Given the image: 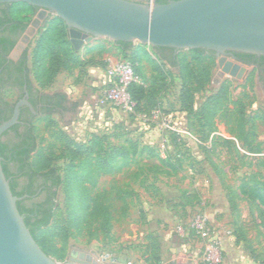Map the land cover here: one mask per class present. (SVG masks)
<instances>
[{
    "label": "rangeland",
    "instance_id": "1",
    "mask_svg": "<svg viewBox=\"0 0 264 264\" xmlns=\"http://www.w3.org/2000/svg\"><path fill=\"white\" fill-rule=\"evenodd\" d=\"M41 30L42 27L33 35L27 48L29 69L32 68L30 52ZM106 45L109 52L98 54L97 59L101 63L107 57L118 60L120 51L109 42ZM245 69L240 76L219 75L221 69L215 61L210 70V82L195 93L189 114L180 110L177 93L181 80L176 75L177 69H172L155 99L160 104L161 115L170 117L174 127L181 131L175 134L160 129L159 121L131 118L119 109L112 110L113 114L107 117L105 110H96L97 92L102 85L95 91L83 80L82 87L75 90L72 86L76 70L46 87L30 73L31 82L42 92H58L70 99L81 93L86 102L82 108L77 106L63 115L49 114L48 119L55 121L54 127L46 126L47 117H36L32 124L38 131V146L53 141L62 146L67 141L84 143L92 134L109 135L113 144L125 139L139 140L170 164H163L159 172L148 170L147 166L158 164V159L143 155L134 158L119 173L100 176L97 190H107L111 196L118 191L129 192L125 198L126 211L123 212L119 208L121 202H117L108 233L90 238L93 228L90 232L84 230L82 236L68 239L63 257L56 260H66L71 250L77 253L84 250L97 256L99 261L108 255L106 262L117 264H150L148 260L154 256H158L162 264H264V97L255 82L254 71L250 67ZM141 74L143 77L137 76L138 83L145 87L157 77L153 65L145 61L141 64ZM222 84L228 86L227 110L217 113L213 132L206 136L204 120L197 112ZM4 98L14 101L15 94L7 90ZM238 100L244 108L245 129L255 135L248 138L249 144L237 137ZM106 117L112 121H106ZM51 131H62L64 135L61 139L53 138ZM213 135L218 138H211ZM41 137L45 138L42 142ZM57 193V204L61 208L60 188ZM196 215L208 218L210 232L205 238L189 228ZM238 228H241L240 233ZM234 234L241 237L236 238ZM209 245L214 250L211 257L206 253Z\"/></svg>",
    "mask_w": 264,
    "mask_h": 264
},
{
    "label": "trees",
    "instance_id": "2",
    "mask_svg": "<svg viewBox=\"0 0 264 264\" xmlns=\"http://www.w3.org/2000/svg\"><path fill=\"white\" fill-rule=\"evenodd\" d=\"M155 2L164 4L168 0H155ZM36 8L24 2L0 3V27L4 23H10L12 30H23ZM109 43L120 51L119 59L127 60L132 64L137 76L143 77L141 74L143 61L152 64L157 74V77H154L146 87L142 83H132L127 87L130 99L134 103L133 112L128 113L131 118H136L137 115L149 116L152 111L160 109L155 97L163 88L161 85L163 81L172 74V69H177L176 75L181 80L177 99L182 112L188 114L192 112L195 93L200 92L210 82V70L215 62L211 52L201 49L176 52L170 47L153 48L123 41H109ZM0 45H4L9 51L13 48L14 42L1 36ZM95 51L101 54L106 50L100 46ZM78 52L70 43L67 26L62 19L52 17L46 21L37 34L30 52L31 69L27 65V52L22 58L27 74V88L32 92L29 102L33 107L42 91L33 85L30 73L42 86L51 85L61 70L82 67L89 61L82 60ZM239 55L247 58L255 56L248 53H239ZM260 58L264 60V56ZM102 65L105 66L104 60ZM62 96L65 97L64 94ZM227 100L228 86L222 84L202 103L197 115H201V119L204 120L203 126L207 128L206 136H210L213 132V122L217 113L227 110L225 107ZM236 104L238 105L235 117L237 137L242 138L245 144H249L251 141L249 142L248 138L255 135L245 129L246 122L241 101H236ZM75 108L76 104H73L70 111ZM52 113L41 115L47 117L45 120L48 127L55 126V121L48 119V115ZM8 119L9 117L4 116L0 108V123ZM17 126L6 129L0 136L2 170L12 194L19 198L16 207L23 216L32 237L46 254L55 259L63 257L68 239L82 236L84 230L90 232V228H93L90 238L97 237L99 233H108L112 228L117 202H121L119 208L123 212L126 211L125 198L129 192L118 191L116 195L111 196L107 190H97V180L100 176L119 173L134 158L143 155L158 159V164L147 166L148 170L159 172L163 164L170 165L166 158H160L152 147L139 140L125 139L120 144H113L109 135L92 134L84 143L67 141L62 146L57 145V141H53L46 146H38V131L32 123L25 126L24 140L13 144L3 140L10 130L17 134ZM167 133L175 134L171 131ZM63 135L62 131H51L50 137L61 139ZM213 137L218 138L217 135L211 136ZM44 140L45 138L41 137V142ZM10 163H17L16 172H13ZM35 180L41 182V190L36 194L32 189ZM59 188L62 194L61 208L57 204ZM41 194L43 198L37 199L36 196ZM237 231L240 233L241 228ZM234 235L236 238L241 237L239 234ZM148 262L162 264L158 256H154Z\"/></svg>",
    "mask_w": 264,
    "mask_h": 264
},
{
    "label": "water",
    "instance_id": "3",
    "mask_svg": "<svg viewBox=\"0 0 264 264\" xmlns=\"http://www.w3.org/2000/svg\"><path fill=\"white\" fill-rule=\"evenodd\" d=\"M24 2L40 8L46 21L58 17L67 26L70 43L78 51L94 39L130 42L177 51L201 49L218 58L219 65L229 51L264 56V0H0ZM37 26V20L33 21ZM43 24V25H44ZM42 25V26H43ZM227 64L231 65L229 61ZM221 68L219 75H234ZM32 111V105L23 101ZM18 106L12 118L0 123V136L17 122ZM18 197L10 190L0 157V264H117L98 260L80 250L78 258L58 261L36 243L19 213Z\"/></svg>",
    "mask_w": 264,
    "mask_h": 264
},
{
    "label": "flooded vegetation",
    "instance_id": "4",
    "mask_svg": "<svg viewBox=\"0 0 264 264\" xmlns=\"http://www.w3.org/2000/svg\"><path fill=\"white\" fill-rule=\"evenodd\" d=\"M41 11L42 10L40 8L35 9L34 13H32L30 17L29 22L26 24V27L23 30H12L10 28V23H4L0 27V37L3 36L6 39L14 42L13 48L9 51L6 50L4 45H0V108L4 116H8L9 119L12 118L16 106H18L19 109L17 122L12 125H18L17 134L10 130L7 135L3 137V140H7V142H10L11 144L24 140L25 126L31 124L36 117L44 115L48 112L63 115L69 112L71 109L67 98L58 92H40L35 106H32L33 111L25 103H23V101L29 102L31 97L30 94L32 92L27 88V74L24 70L22 58L27 52V48L29 47L33 35H35L38 29L42 27L45 22L46 17ZM34 20H37V26L33 24ZM239 53L242 52H227L223 56L225 59L220 65L218 58L214 57L216 66L219 69L225 67L229 70H233V64H238L241 67H244V71H240V69L234 70L235 74L238 76L245 72V67H250L255 73V82L264 97V60L260 58V55L252 54L255 56L247 58L240 56ZM226 61H229L232 64L229 65L226 63ZM211 81L214 82L215 80ZM7 90H11L15 94L14 101H7L4 98V93ZM10 166L12 167L13 172H16L17 163H10ZM40 183L41 182L39 180H35L32 184V189L35 191V194L39 193L41 190ZM36 198L39 200L42 199L43 194L36 196ZM77 254L78 253L75 250H71L68 257L78 258Z\"/></svg>",
    "mask_w": 264,
    "mask_h": 264
},
{
    "label": "built area",
    "instance_id": "5",
    "mask_svg": "<svg viewBox=\"0 0 264 264\" xmlns=\"http://www.w3.org/2000/svg\"><path fill=\"white\" fill-rule=\"evenodd\" d=\"M104 62V73L107 82L103 84L97 92L96 105L107 107L111 110L119 109L126 114L132 113L134 103L130 99L127 87L132 83L139 82L137 75L134 73L132 64L127 60L118 59L114 61L108 57L104 59ZM136 118L149 122L159 121V127L163 131L181 132L174 127L170 117L161 115L159 110L152 111L149 116L137 115ZM184 134L190 136L187 131H184ZM189 228L202 238L207 237L210 232L207 216L196 215L191 220ZM213 252V246H207L206 253L208 257H211Z\"/></svg>",
    "mask_w": 264,
    "mask_h": 264
},
{
    "label": "crops",
    "instance_id": "6",
    "mask_svg": "<svg viewBox=\"0 0 264 264\" xmlns=\"http://www.w3.org/2000/svg\"><path fill=\"white\" fill-rule=\"evenodd\" d=\"M105 40L107 39L98 38V39H94L90 43L83 45L81 47V50L78 52V54L81 56L82 60H85V61L89 60V61L84 66H82V68L76 67V68H72L71 70H61L57 74L54 81H56L58 78H62L66 74H72V72L76 70L77 71L75 75L76 79L74 80V83L72 86L73 88H75V90L76 89L79 90V87H82L81 85L83 83V80H86L87 81L86 83L90 85V88L94 89L95 91L98 86L105 84L107 82V78L103 72L102 63L99 61L100 59H97V56L99 55L95 51V49H97L98 47L103 46L106 51H103L102 54L105 55L106 53L109 52V49H108L109 45H106L107 42L109 41L107 40L106 42ZM79 69L81 70L79 71ZM83 76H85L86 79H84ZM66 98H67V101L70 100L69 102H72V105L76 104V107L78 106V108L79 107L82 108L81 106L86 105V102H84L82 99L81 93H77V95L73 99H70L68 96H66ZM78 103H80V106ZM95 108H97L96 110L98 109L105 110V114L107 115V117L108 115L110 116L113 114L112 113L113 111L107 107H100L96 105ZM107 117H106V121H109V122L112 121L111 118H107Z\"/></svg>",
    "mask_w": 264,
    "mask_h": 264
}]
</instances>
